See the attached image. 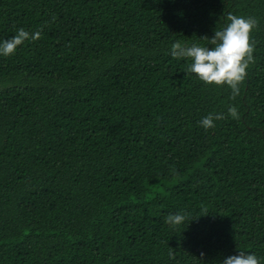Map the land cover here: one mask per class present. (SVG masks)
<instances>
[{"label": "trees", "instance_id": "obj_1", "mask_svg": "<svg viewBox=\"0 0 264 264\" xmlns=\"http://www.w3.org/2000/svg\"><path fill=\"white\" fill-rule=\"evenodd\" d=\"M230 14L256 21L235 97L169 51ZM19 28L40 36L0 56V264H264V0H0V40Z\"/></svg>", "mask_w": 264, "mask_h": 264}, {"label": "clouds", "instance_id": "obj_2", "mask_svg": "<svg viewBox=\"0 0 264 264\" xmlns=\"http://www.w3.org/2000/svg\"><path fill=\"white\" fill-rule=\"evenodd\" d=\"M227 23L219 29L214 30L211 37L207 38L204 45L193 43L182 44L180 41L173 42L170 54L174 58L190 60L188 72L195 74L196 78L208 85H227L235 97L240 92V85L244 81L247 69L254 61L253 44L250 40V33L256 25L251 17L229 15ZM40 33H29L23 28L16 30V34L10 39L0 40V56L15 54L17 48L27 39H38ZM233 117L237 115L235 107L228 109ZM222 114H211L203 117L199 123L205 129L214 127L215 120L222 119ZM187 216L182 213L169 214L165 222L176 227L183 224ZM220 264H260V258L254 253L238 252L230 255Z\"/></svg>", "mask_w": 264, "mask_h": 264}]
</instances>
